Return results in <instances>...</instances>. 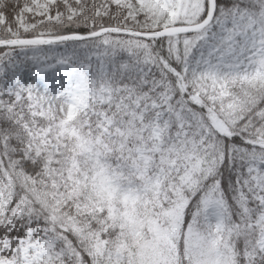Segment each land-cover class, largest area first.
<instances>
[{
	"label": "snow or ice",
	"instance_id": "1",
	"mask_svg": "<svg viewBox=\"0 0 264 264\" xmlns=\"http://www.w3.org/2000/svg\"><path fill=\"white\" fill-rule=\"evenodd\" d=\"M0 264H264V0H0Z\"/></svg>",
	"mask_w": 264,
	"mask_h": 264
}]
</instances>
